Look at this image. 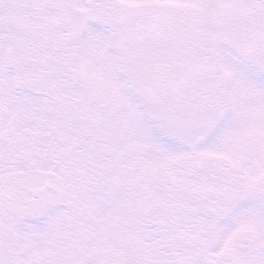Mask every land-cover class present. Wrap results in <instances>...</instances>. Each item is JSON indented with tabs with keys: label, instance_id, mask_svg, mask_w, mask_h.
<instances>
[{
	"label": "snow or ice",
	"instance_id": "1",
	"mask_svg": "<svg viewBox=\"0 0 264 264\" xmlns=\"http://www.w3.org/2000/svg\"><path fill=\"white\" fill-rule=\"evenodd\" d=\"M0 264H264V0H0Z\"/></svg>",
	"mask_w": 264,
	"mask_h": 264
}]
</instances>
